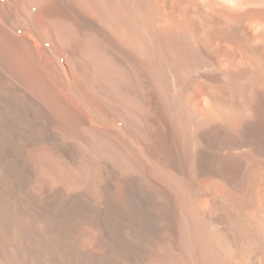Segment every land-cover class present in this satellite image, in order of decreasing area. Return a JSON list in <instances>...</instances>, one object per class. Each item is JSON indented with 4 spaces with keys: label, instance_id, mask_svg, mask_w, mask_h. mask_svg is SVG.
<instances>
[{
    "label": "bare ground",
    "instance_id": "1",
    "mask_svg": "<svg viewBox=\"0 0 264 264\" xmlns=\"http://www.w3.org/2000/svg\"><path fill=\"white\" fill-rule=\"evenodd\" d=\"M0 264H264V0H0Z\"/></svg>",
    "mask_w": 264,
    "mask_h": 264
}]
</instances>
